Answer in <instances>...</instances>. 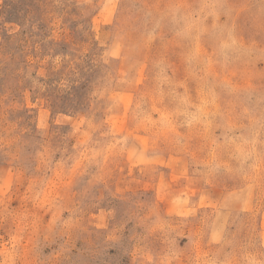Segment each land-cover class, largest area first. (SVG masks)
Returning <instances> with one entry per match:
<instances>
[{"label": "rangeland", "instance_id": "1", "mask_svg": "<svg viewBox=\"0 0 264 264\" xmlns=\"http://www.w3.org/2000/svg\"><path fill=\"white\" fill-rule=\"evenodd\" d=\"M0 264H264V0H0Z\"/></svg>", "mask_w": 264, "mask_h": 264}]
</instances>
